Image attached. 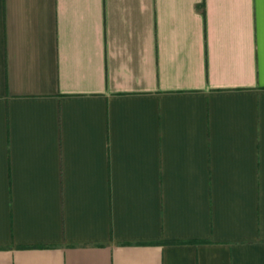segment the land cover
<instances>
[{
	"label": "crops",
	"instance_id": "obj_1",
	"mask_svg": "<svg viewBox=\"0 0 264 264\" xmlns=\"http://www.w3.org/2000/svg\"><path fill=\"white\" fill-rule=\"evenodd\" d=\"M0 264H264V0H0Z\"/></svg>",
	"mask_w": 264,
	"mask_h": 264
}]
</instances>
